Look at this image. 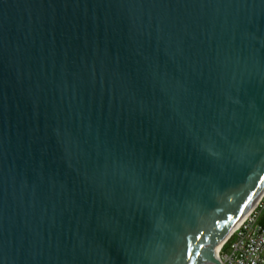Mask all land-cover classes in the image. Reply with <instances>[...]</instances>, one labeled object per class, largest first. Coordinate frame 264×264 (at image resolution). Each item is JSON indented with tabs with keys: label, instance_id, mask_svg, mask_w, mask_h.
Instances as JSON below:
<instances>
[{
	"label": "water",
	"instance_id": "1",
	"mask_svg": "<svg viewBox=\"0 0 264 264\" xmlns=\"http://www.w3.org/2000/svg\"><path fill=\"white\" fill-rule=\"evenodd\" d=\"M264 194V0H0V264H225Z\"/></svg>",
	"mask_w": 264,
	"mask_h": 264
},
{
	"label": "built area",
	"instance_id": "2",
	"mask_svg": "<svg viewBox=\"0 0 264 264\" xmlns=\"http://www.w3.org/2000/svg\"><path fill=\"white\" fill-rule=\"evenodd\" d=\"M264 195L219 250L225 264H264Z\"/></svg>",
	"mask_w": 264,
	"mask_h": 264
},
{
	"label": "bare ground",
	"instance_id": "3",
	"mask_svg": "<svg viewBox=\"0 0 264 264\" xmlns=\"http://www.w3.org/2000/svg\"><path fill=\"white\" fill-rule=\"evenodd\" d=\"M263 195H264V194H263ZM247 214H248V213H247ZM246 216H247V215H245V217H246ZM245 217H244V218H245ZM244 218H243V219H244ZM243 219H242V220H243ZM242 220H241V221H242ZM241 221H240V222H241ZM240 222L235 226V228L232 230L231 233H233V231H234V230L236 229V227L240 224ZM222 245H223V243L220 244L219 246H217V248H216V252H217V253H219V250L221 249Z\"/></svg>",
	"mask_w": 264,
	"mask_h": 264
},
{
	"label": "trees",
	"instance_id": "4",
	"mask_svg": "<svg viewBox=\"0 0 264 264\" xmlns=\"http://www.w3.org/2000/svg\"><path fill=\"white\" fill-rule=\"evenodd\" d=\"M261 221L264 222V216L261 218Z\"/></svg>",
	"mask_w": 264,
	"mask_h": 264
}]
</instances>
